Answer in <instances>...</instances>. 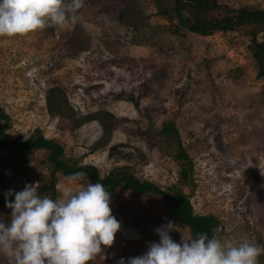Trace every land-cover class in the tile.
I'll return each mask as SVG.
<instances>
[{
	"label": "rangeland",
	"instance_id": "obj_1",
	"mask_svg": "<svg viewBox=\"0 0 264 264\" xmlns=\"http://www.w3.org/2000/svg\"><path fill=\"white\" fill-rule=\"evenodd\" d=\"M186 1V0H185ZM175 0H84L75 21L0 36V110L6 136L41 134L63 157L102 178L134 175L187 195L192 210L216 220L214 236L264 246V78L248 49L253 26L201 35L179 29L187 10ZM220 8L264 9V0H217ZM184 5V4H182ZM165 10H170L169 18ZM264 41V29L257 31ZM167 127V129H165ZM180 153L187 160H180ZM189 173L179 179L181 167ZM45 150L0 149V197L50 176ZM58 175V196L78 187ZM112 214L121 223L111 247L90 264H117L158 241L167 223L157 195L116 186ZM11 209L0 206V219ZM170 233L179 242L190 231ZM0 264H15L0 254ZM264 264V254L258 258Z\"/></svg>",
	"mask_w": 264,
	"mask_h": 264
},
{
	"label": "clouds",
	"instance_id": "obj_2",
	"mask_svg": "<svg viewBox=\"0 0 264 264\" xmlns=\"http://www.w3.org/2000/svg\"><path fill=\"white\" fill-rule=\"evenodd\" d=\"M84 0H0V36H13L62 27L78 18ZM78 182L53 199L38 193V184L5 193L10 219H0V254L15 264H90L114 243L121 223L112 214L111 193L84 172L67 177ZM14 197V199H10ZM180 231L168 220L155 229L159 240L138 256L121 257L117 264H258L264 246L247 238L223 242L200 232L182 233L179 242L170 233Z\"/></svg>",
	"mask_w": 264,
	"mask_h": 264
},
{
	"label": "trees",
	"instance_id": "obj_3",
	"mask_svg": "<svg viewBox=\"0 0 264 264\" xmlns=\"http://www.w3.org/2000/svg\"><path fill=\"white\" fill-rule=\"evenodd\" d=\"M178 3L179 5L180 3L184 4H181V7L187 10V14H179L178 24L173 26L172 31L174 33L179 32V29H184L191 33L209 35L214 31H234L241 26L251 25L257 28L256 31H250L249 33L248 49L256 65V77L264 78V41L260 42L256 39L257 31L264 29V9L243 6L237 9H226L225 14L221 16L211 13L212 10L220 8L217 0H175L173 6L177 11H179ZM164 12L169 18L170 10ZM8 125L7 116L0 110V149L18 153H26L37 149L47 152V159L52 169L49 178L38 185L40 195H47L53 199L57 198L59 194L56 188L58 175L67 178L73 173L84 172L91 182H101L110 191L111 196L114 188L119 185L130 193L160 196L165 203L167 220L182 224L188 228L193 236L200 232L207 233L210 238L214 236L216 220L210 215L199 216L195 214L187 195L181 190L174 191L175 185L171 186L172 193L166 192L162 190V187L150 181L137 178L131 168L124 169L121 174L114 177L107 175L102 178L95 166L64 159L62 145L54 139H47L41 134L32 135L26 140L9 139L6 136ZM187 158L185 153H180V160L184 161ZM188 174L186 167H181L178 174L179 179L185 181ZM10 199H14V197H10ZM2 205H5V195L0 197V206Z\"/></svg>",
	"mask_w": 264,
	"mask_h": 264
}]
</instances>
